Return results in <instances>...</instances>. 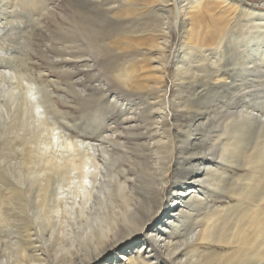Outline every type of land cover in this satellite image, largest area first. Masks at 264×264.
Wrapping results in <instances>:
<instances>
[{"label": "bare ground", "instance_id": "6f19581e", "mask_svg": "<svg viewBox=\"0 0 264 264\" xmlns=\"http://www.w3.org/2000/svg\"><path fill=\"white\" fill-rule=\"evenodd\" d=\"M263 8L0 0V264H264ZM27 11L60 19L42 71L5 35Z\"/></svg>", "mask_w": 264, "mask_h": 264}, {"label": "rangeland", "instance_id": "374dc122", "mask_svg": "<svg viewBox=\"0 0 264 264\" xmlns=\"http://www.w3.org/2000/svg\"><path fill=\"white\" fill-rule=\"evenodd\" d=\"M245 4H247V3H245ZM247 5L250 6V4H247ZM253 7H256V6H253ZM256 8H258V7H256ZM27 15H29V16L27 17ZM23 17L25 19H23V24H21V28L15 30V32L12 34L7 33L5 35L9 38H12V39H18V41L21 42V47H22V43L27 46L26 48L22 47V54H23L22 62L23 63L29 62L31 64L32 60H36L37 65L34 66L35 70L36 71H42V70L46 69V67H43L44 65H43V61L41 58V53H42L41 51L44 47H47L48 49H50V47H51L50 44L54 43V39L52 37V35L54 33V27H55L54 25H55V23L59 22L60 19H59L58 15H54V14L50 13V14H48V16L46 18H44L45 20L43 19L45 21L43 28L39 29V28H37V25H35L34 32H32L31 28L30 29L26 28V26H28V25L31 26L34 24L33 23L34 19L32 18V21H33L32 22L31 18H30L29 11L23 13ZM24 21H25V23H24ZM9 38H5V39L9 40ZM174 38H175V36H173V39ZM174 45H175V42H174ZM4 48L15 50L14 48H12V46H9L8 48L3 46V49ZM0 53H1V50H0ZM86 57H88V56H86ZM88 58L91 60L90 57H88ZM56 60L59 61L60 59L56 58ZM57 66H59V64H57ZM24 71H28V73H30V72H32V68L24 70ZM87 71L88 70L86 68L80 67L78 70L74 71L75 73L70 78L71 82L76 84L73 87L77 90H81V92L83 93V95H82V93H73V92L70 93L69 98H72L70 100L73 102V106H72L71 111H72V116H73L74 120H84L90 116L96 115L97 111H98V109H97L98 105L102 102L98 99V97H94V101H97V102H95L92 106L85 107V104L90 101V94L89 93H90V89L92 86V84L88 81L90 80L91 76H94V73L92 71H90L87 73V75L85 77L84 74ZM94 71H95L96 75L100 76L101 79L105 75L103 72V68L101 67V62H99L98 66H96L94 68ZM46 72H48V71H46ZM156 72L159 73L160 71H156ZM171 73H172V71H169V74H171ZM51 75H54V74L52 73ZM262 81H264V80H262ZM263 89H264V86H257L256 89H252V90L248 91V93H250V92L254 93L255 92V95L257 96V92H259V91H262L264 93ZM52 92L56 93V91L54 89H52ZM251 93H250V96L253 97V95ZM108 99L110 101V100H112V97H108ZM60 108L63 109V107H59L58 109H60ZM87 114H89V115H87Z\"/></svg>", "mask_w": 264, "mask_h": 264}]
</instances>
